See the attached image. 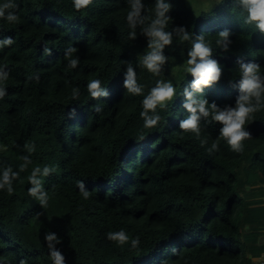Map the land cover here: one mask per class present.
<instances>
[{
	"label": "trees",
	"instance_id": "16d2710c",
	"mask_svg": "<svg viewBox=\"0 0 264 264\" xmlns=\"http://www.w3.org/2000/svg\"><path fill=\"white\" fill-rule=\"evenodd\" d=\"M12 2L19 22L0 19V41L14 40L0 48V68L9 73L0 82L6 90L0 99V175L11 166L19 178L11 195L0 190V264H53L47 232L61 240L55 247L65 264H256L264 257V109L246 123L251 138L241 153L219 137L220 125L211 117L201 120L199 138L184 133L179 121L188 115L183 90L191 91L186 68L192 40L174 34L164 50L168 62L156 76L140 63L148 49L139 27L136 39H129L128 0H92L79 11L73 0ZM154 2L143 0L153 18ZM166 2L172 5L166 30L183 26L193 39L204 35L222 68L220 81L197 96L234 106L238 61L257 63L264 74V34L245 23L247 13L234 0ZM201 2L208 7L199 8ZM222 30L230 32L227 52L216 43ZM69 47L77 49L75 69L65 58ZM129 62L141 96L122 86ZM94 79L108 97L89 95ZM159 79L171 81L176 96L157 110V126L145 128L142 100ZM73 88L79 89L75 100ZM217 140L219 151L210 152ZM25 145L35 150L29 154ZM25 155L31 163L21 172ZM45 166L53 171L39 177L48 195L42 207L28 194V178ZM78 181L90 193L87 199ZM120 230L130 238L123 246L107 238ZM134 237L140 239L136 248Z\"/></svg>",
	"mask_w": 264,
	"mask_h": 264
},
{
	"label": "clouds",
	"instance_id": "9594fccd",
	"mask_svg": "<svg viewBox=\"0 0 264 264\" xmlns=\"http://www.w3.org/2000/svg\"><path fill=\"white\" fill-rule=\"evenodd\" d=\"M244 12L247 13L245 23L255 25V28L264 34V0H234ZM92 0H73L74 8L79 11L91 5ZM130 10L127 14V23L130 28L129 39L135 40L137 37L136 29L139 27L141 34L147 38V51L140 58L142 66L150 73L160 76L164 65L168 62V57L164 50L173 43V35L177 36L181 41L192 40V46L188 51V60L186 72L193 77L191 82V91L184 88L183 96L185 102L184 109L188 115L179 121V128L184 133H192L197 138L201 135V120H207L211 117L212 121L220 125L219 137L222 138L230 150L241 153L243 152V143L251 138V133L245 129L246 123L253 115L264 109V74L261 73V66L253 62L239 63V93L235 100L234 106L218 107L215 102L209 104V101L203 96H197V93H203L205 88L211 87L220 81L222 77V68L217 60L213 59V49L205 40L204 35L195 36L183 26L172 28L167 31L169 22L172 17L168 15L172 5L166 0H155L154 2V18L145 14V4L143 0H128ZM17 5L8 0V2L0 5V19H5L9 23L19 22V16L13 11ZM219 39L216 43L224 52L229 50L231 43L229 30H222L218 34ZM14 43L11 37H6L0 41V48L10 46ZM51 55V50H45ZM77 51L74 47L65 50V58L68 60V68L75 69L79 64V58H72L73 53ZM9 73L0 68V82L8 79ZM38 80L39 77L37 76ZM123 88L133 96H141L144 93L143 86L137 82L136 71L132 64L127 63L126 70L123 73ZM89 95L93 99L108 97L109 92L102 87L99 79L91 80L87 84ZM6 95V90L0 87V99ZM176 96V88L171 81L159 79L147 95L142 100L143 110L140 117L144 122L145 128H154L161 120L158 109H166L168 104L174 100ZM72 98H79V89L73 88ZM97 112L102 109L100 106H94ZM74 111V110H73ZM206 141H202L205 143ZM25 148L31 154L35 150V146ZM209 151H219V140L213 142ZM24 163L20 165V171H24L29 163H31L30 155L22 157ZM53 171L52 168L45 166L35 168L31 176L28 178L31 187L28 194L37 199L42 207L48 203L47 192L43 189L40 176H48ZM19 178V172L13 171L11 166L6 167L2 175H0V190H6L9 195L14 192L13 181ZM78 188L85 199L90 195L84 188V182L78 181ZM107 238L117 244L123 246L129 242V236L123 230L118 232H109ZM44 241L49 249V255L53 264H65V257L62 252L55 247L61 243V240L55 233L47 232L44 235ZM140 244L139 237L131 238V246L138 247ZM264 257L256 259V264H261ZM23 264V262H22Z\"/></svg>",
	"mask_w": 264,
	"mask_h": 264
},
{
	"label": "rangeland",
	"instance_id": "374dc122",
	"mask_svg": "<svg viewBox=\"0 0 264 264\" xmlns=\"http://www.w3.org/2000/svg\"><path fill=\"white\" fill-rule=\"evenodd\" d=\"M208 3H204V2H201L198 6H199V8H207L208 7Z\"/></svg>",
	"mask_w": 264,
	"mask_h": 264
},
{
	"label": "built area",
	"instance_id": "2783aa9c",
	"mask_svg": "<svg viewBox=\"0 0 264 264\" xmlns=\"http://www.w3.org/2000/svg\"><path fill=\"white\" fill-rule=\"evenodd\" d=\"M261 264H264V260L261 261Z\"/></svg>",
	"mask_w": 264,
	"mask_h": 264
}]
</instances>
